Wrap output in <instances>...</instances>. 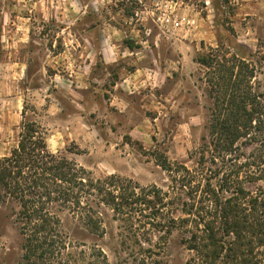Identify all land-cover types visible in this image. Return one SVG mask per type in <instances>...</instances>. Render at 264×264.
I'll return each mask as SVG.
<instances>
[{"label":"rangeland","instance_id":"1","mask_svg":"<svg viewBox=\"0 0 264 264\" xmlns=\"http://www.w3.org/2000/svg\"><path fill=\"white\" fill-rule=\"evenodd\" d=\"M80 1L88 5L84 28L91 31L84 37L77 34L83 25L77 24L76 7L70 6L71 2L75 5L76 0H0V62L27 64L20 87L11 84L3 88L0 157L9 155L17 147L23 124L33 122L46 136L52 153L73 161L95 178L119 175L142 187L155 185L170 193L175 182L159 166L163 156L172 165H182L194 171L204 155L208 168L221 170L224 164L218 161L213 165L208 152L211 149L210 124L215 107L210 87L214 70L198 64L197 58L211 54L223 61V58L229 59L235 53L241 54L255 69L252 81L255 91L264 94V9L258 14L245 15L240 14L236 2L230 0H144L154 12L141 19L135 16L140 9L138 0H123L120 6H112L113 10L110 6L99 7L103 13H98L97 7L91 4L92 0ZM65 3H69L67 10ZM62 13L67 15L65 23L58 19ZM112 13L115 14L113 20L109 18ZM208 15H211V20L202 21ZM108 20L128 35H117L111 39L121 48L126 45L141 47L136 42L142 39L146 40L149 57L152 53L156 54V46L160 48L168 77L157 90L144 88L141 95L120 96L121 101L114 104L108 101L109 95L104 94L102 89L108 86L114 73H119L122 66L106 67L102 61L100 50L104 46V38L100 27ZM176 20L190 22L187 27L177 28ZM205 24L211 33L205 34ZM61 25L68 28V35L60 36ZM133 29L139 31L142 37L131 36L136 34L130 32ZM203 29L202 35H198ZM146 33L149 37L145 36ZM185 41L194 43L189 47L181 43ZM200 41L201 49L199 46L196 49L195 45ZM177 42L189 53V57L178 58L172 50ZM77 47H80L79 50L84 48L82 58L77 55ZM47 48L55 53L68 52L67 61L70 63L68 72L67 68L65 70L67 74H63L65 80L73 79L69 75L78 61L82 62L87 71L82 79L85 84L68 82V92L55 88L54 93L48 95V81L39 72L44 65ZM173 60L180 63L173 64ZM48 73L53 72L49 70ZM92 78L102 80L100 87L96 85L101 91L93 87ZM17 91L21 96L18 102L12 100L13 93ZM151 92L157 94L152 95ZM68 113L80 116L66 123ZM241 151L249 155L252 148L242 147ZM243 161L244 158H240L239 162ZM211 183L218 188L216 179ZM261 185V182L246 183L245 187L255 192ZM191 201L184 195L171 216L188 218L189 215L183 212V203ZM18 210L19 206L13 201L0 207V264L24 263L25 237L17 222ZM62 218L63 230L69 241L78 246L68 250L76 256L74 259L65 256L49 260L46 264H197L199 258L196 251L188 249L184 241L189 235L179 227L171 228L170 232L157 231L149 225H141L140 228L136 223L139 231L136 233L133 230V233L114 221L108 212L104 215V235L97 236L90 234L68 215ZM206 223L203 222L202 227ZM215 227H220L219 221ZM93 249L103 254L90 258L88 254ZM81 250L86 254L80 258ZM260 250L256 249L255 254ZM259 260L260 264H264V258Z\"/></svg>","mask_w":264,"mask_h":264},{"label":"trees","instance_id":"2","mask_svg":"<svg viewBox=\"0 0 264 264\" xmlns=\"http://www.w3.org/2000/svg\"><path fill=\"white\" fill-rule=\"evenodd\" d=\"M240 55L223 61L211 54L197 58L198 64L214 70L212 142L206 151L213 165L219 161L224 167L208 168L202 155L192 171L172 165L163 156L159 166L175 182L170 193L119 175L95 178L52 153L36 123H24L17 147L0 157V207L8 201L19 206L16 218L25 237L22 264H46L65 256L74 259L76 253L69 250L78 246L69 241L62 217L68 215L90 234L103 236L108 212L131 232L137 233L141 225L157 231L185 230L189 237L184 242L198 253L197 264H260L264 258V94L255 91V69ZM242 147L252 151L246 155ZM240 158H244L241 163ZM215 179L218 188L211 183ZM259 182L262 185L255 192L245 187ZM184 195L192 200L183 203L189 217H172ZM203 222L207 223L202 227ZM256 249L261 250L255 254ZM79 253L80 258L86 254ZM102 254L93 249L88 256L95 259Z\"/></svg>","mask_w":264,"mask_h":264},{"label":"crops","instance_id":"3","mask_svg":"<svg viewBox=\"0 0 264 264\" xmlns=\"http://www.w3.org/2000/svg\"><path fill=\"white\" fill-rule=\"evenodd\" d=\"M140 3V9L135 12V16H140L141 19L148 18L149 15L153 14V10H150L147 7V4H145L144 0H138ZM157 1V0H156ZM120 2H123V0H92L91 4L97 7L98 13H103V11L100 8L103 7H109L110 10H113L112 6H120ZM230 2H236L238 5V10L240 14L250 15V14H258L264 9V0H230ZM70 6L76 7V20L78 25H83L78 30V33H80V37L86 36L87 33H91L89 29L84 28V18L85 14L87 13L86 8L88 5L80 0H76V3H70ZM100 7V8H99ZM69 8V3H65V10ZM100 11V12H99ZM122 12L121 10H118ZM116 13V12H115ZM63 15H60L58 18L61 22L65 23L67 22V15L65 13H62ZM199 14V13H198ZM196 14L195 16H197ZM115 14H110L109 18L113 20L115 18ZM72 16V15H71ZM73 17V16H72ZM132 17V15H131ZM197 18V17H196ZM20 19H23L20 17ZM25 19V18H24ZM31 18H29L30 20ZM127 20V19H126ZM209 21L211 20V15H208L207 19L202 18V21ZM106 24L103 27H100V31L103 33L102 38H104V46H102V49L100 50V54L102 55V61L103 64L106 65V67L113 66L115 64L122 65L120 67V72L114 73L113 78L108 82V86L104 89H102V92L104 94H108V101H111V104L117 103L120 100V96H130V94L138 93L142 94V89L148 88L150 91H155L161 86L168 77L166 68L163 67V61L160 56V48L156 46L154 50H156V54L152 53V56H148L146 51L148 47L145 46L146 40L142 39L141 41H137V45H141L136 48H131L129 46H123L121 48V45H117L115 42H113L111 39L117 35H120V37L128 36L126 32L122 31L120 28H117L112 21L108 20L105 22ZM206 25V33H211L210 28ZM92 29L94 27H91ZM61 35L66 34L68 35V28L61 25ZM205 29L200 30L198 35L201 34ZM130 32L136 33L134 36L135 38L142 37L141 33L135 29L131 30ZM129 32V33H130ZM147 34V33H146ZM202 35V34H201ZM149 37V34L145 35ZM156 35L155 37H157ZM79 43V42H78ZM184 45L188 44L193 45L194 41L191 42V44L185 42ZM34 44H38V42H35ZM202 41L199 42V44L195 45V48L197 49V46H199V49H201ZM81 46V44H80ZM190 47V46H189ZM80 47H77V55H80L81 58L84 56V48L79 50ZM188 48V47H186ZM177 55L178 58L181 59L183 57H189V53H186L187 51L183 49L180 44L177 42L175 43V46L172 49ZM46 51V58L44 65L40 68L39 72L41 75H43L44 79L48 81V87L46 88L48 95H52L54 93V89L57 88L58 91H65L68 92V82L77 83V84H85V80L83 82L84 76H86V69L83 68L78 60V65L72 71L73 73L69 76L72 77V80H65V76L63 74L65 73V70L69 68V63L67 61V51H59L58 53H55L51 48H47ZM197 51V50H196ZM80 58V57H79ZM171 63V62H170ZM174 63H180L175 62ZM25 62H19V61H11V62H0V119L1 116V105L4 101L3 94H4V86L5 85H15L16 87H20L24 76V71L26 68ZM119 65V66H120ZM79 67V69H77ZM51 70L53 73H48V71ZM88 76V80H89ZM43 79H41L42 81ZM81 80V81H80ZM93 87H100L101 85V79L95 78L93 79ZM97 83V84H96ZM90 85V84H87ZM98 87H96L97 90H100ZM106 92V93H105ZM151 94H157L156 92H151ZM20 92L17 91L16 93H13L12 100H16V102L20 99ZM18 114V112H17ZM79 114H66L65 119L66 123L69 122V119L78 117ZM69 126H67L68 128ZM73 129V128H72ZM8 154L4 155L3 157L7 156Z\"/></svg>","mask_w":264,"mask_h":264},{"label":"built area","instance_id":"4","mask_svg":"<svg viewBox=\"0 0 264 264\" xmlns=\"http://www.w3.org/2000/svg\"><path fill=\"white\" fill-rule=\"evenodd\" d=\"M168 22H169V21H168ZM189 22H190V21H187V22H186L185 20L182 21V22H181L180 20H179V21H178V20L174 21V23H175V25H176L177 28L187 27V25L189 24Z\"/></svg>","mask_w":264,"mask_h":264}]
</instances>
